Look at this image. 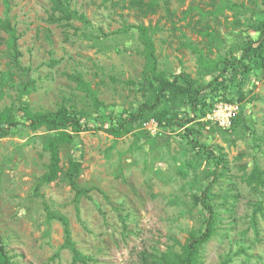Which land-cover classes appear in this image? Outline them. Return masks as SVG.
Segmentation results:
<instances>
[{
    "label": "rangeland",
    "instance_id": "1",
    "mask_svg": "<svg viewBox=\"0 0 264 264\" xmlns=\"http://www.w3.org/2000/svg\"><path fill=\"white\" fill-rule=\"evenodd\" d=\"M53 1L0 0V19L9 18L16 28L21 52L19 69L12 62L10 34L0 26V72L16 71L17 86L35 81L27 96L17 87H4L0 110L10 107L20 121H25L20 108L25 103L33 111L74 104L94 127L103 125L98 117L109 109L137 110L148 94V82L136 28L119 32L127 24L160 26L155 43L159 69L167 75L183 69L198 77L194 46L206 43L197 33L206 20L225 41H217L211 56L260 36L247 25H237L233 10L216 19L213 0H172V16L160 8L147 18L122 0H70L87 23L53 20ZM190 8L194 10L186 14ZM199 9L207 12L205 21ZM252 13L240 16L264 18L263 10ZM76 75L97 91L104 103L101 109L78 87ZM238 102L245 125L225 129L205 116L202 119L216 127L196 136L216 157L221 153L223 161L196 150L179 135V128L160 124V130L152 131L142 123L122 137L95 129L78 133L73 143L61 146L60 156L64 167L71 158H83L77 182L88 192L79 200L62 178L40 182L48 170V142L55 131L21 128L0 135V238L12 264H71L73 253L66 246L60 216L68 219L78 249L92 258L88 264H140L142 252L180 249L190 231L203 224L206 210L200 197L215 205L224 219L204 245L203 261L220 264L231 254L232 264H264V193L246 179L255 164L264 169V73L259 65L246 74L241 91L234 88L226 98H214L207 113ZM257 206L263 210L256 217L258 233L252 224ZM242 244L249 247V256L237 254Z\"/></svg>",
    "mask_w": 264,
    "mask_h": 264
},
{
    "label": "trees",
    "instance_id": "2",
    "mask_svg": "<svg viewBox=\"0 0 264 264\" xmlns=\"http://www.w3.org/2000/svg\"><path fill=\"white\" fill-rule=\"evenodd\" d=\"M113 1V0H103ZM127 2V5L134 8L138 14L147 18L154 15L160 8H164L169 16L174 13L171 10L172 0H122ZM54 16L52 19L56 21L69 22L73 19H79L85 23L89 22L87 17L80 14L77 10L71 7L70 0H54L53 1ZM264 0H241L240 2L233 0H213L212 15L217 19L227 9L233 10L236 14L237 25H247L249 28L259 33L257 40L242 39L234 43L226 52L216 51L217 55L211 56L214 53V46L218 42L224 43V39L218 34V30L211 23L206 22L198 28V34L206 43L201 46H194L198 53V77H193L185 70L167 75L159 69V57L156 50L155 36L160 30L159 25L151 23H139L137 25L124 26L120 33H124L131 28H136L138 39L141 42L143 49L142 53L145 58V78L148 82V92L144 93V101L138 105L137 110L123 109L120 113H116L112 109L107 110L103 115H100L98 120L103 125L94 127L90 124L88 115L82 109H77L76 105L62 104L57 110H39L33 111L25 103L20 105L21 111L25 117V121L17 120L12 114V109L6 107L0 110V135L5 136L13 129L30 128L37 131L41 128H46L50 131H55L56 135L49 138L48 150L50 153V161L48 170L41 178V183H51L59 178L67 181L76 191L77 200L80 196L88 191L85 188L79 187L78 178L83 171V158L78 156L69 159L67 167L61 165L60 148L64 144H71L75 141L76 135L82 131L88 130H105L114 137H122L136 129L141 128L142 123L150 117H155L162 127L169 129H180L179 135L186 139L196 150L207 152V156L211 159H222L220 153L215 156L214 151L199 143L196 136L200 135L201 131L209 127L215 128L209 120L202 119L207 114V108L211 105L215 98H226L234 88L241 91L244 86L245 76L257 65L260 66L264 73V18L255 20L251 17H241L240 14L246 12H254L256 10L264 11ZM194 8H190L186 14L191 13ZM204 20L207 16L205 9H199ZM238 12L239 15H238ZM200 22V21H198ZM0 26L5 29L10 38L8 41L9 47L12 49L13 65L21 69L20 55L18 48L19 34L12 26L9 18L0 19ZM218 41V42H217ZM27 71L26 69H23ZM16 71L8 69L0 72V101L5 94L4 87H17L19 91L27 96L32 89H35V81L28 79L20 86L16 85L14 79ZM78 82V87L85 90L91 96L96 109H101L104 103L99 99L98 93L91 87L90 82L86 81L82 76H75ZM242 97L239 96V99ZM107 124V125H105ZM239 124L245 125L241 115L235 118L233 126L235 129ZM245 129L249 127L245 126ZM222 133L227 130L218 127ZM222 165V170L225 169ZM252 186H255L264 193V169L257 164L254 165L251 173L246 178ZM198 202H202L204 209L203 224L199 228H194L190 231L189 236L184 243H179L180 249L169 247L165 251H144L140 254V264H206L202 259V249L204 245L212 239L224 221L215 205L208 202L206 199L198 198ZM263 213L262 207L257 206L254 209L252 216V224L255 231L258 233L257 214ZM59 219L63 222L66 233V246L73 253L71 264H79L83 262L88 264L92 258L84 254L76 246L72 239L69 221L66 217L60 216ZM249 247L240 245L237 254L248 255ZM233 255L228 254L220 264H232ZM0 264H12V257L9 254L7 246L0 238Z\"/></svg>",
    "mask_w": 264,
    "mask_h": 264
},
{
    "label": "built area",
    "instance_id": "3",
    "mask_svg": "<svg viewBox=\"0 0 264 264\" xmlns=\"http://www.w3.org/2000/svg\"><path fill=\"white\" fill-rule=\"evenodd\" d=\"M241 108V103H231L230 105H220L218 108L213 109L211 112L206 114V118L213 120L215 123L219 124L221 127L225 129H229L233 127V123L235 118H237L239 114V110ZM142 128L148 130H160L161 126L159 125V121L155 118L150 120H146L143 122Z\"/></svg>",
    "mask_w": 264,
    "mask_h": 264
}]
</instances>
